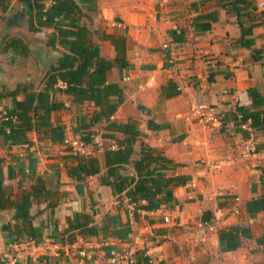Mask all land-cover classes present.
I'll use <instances>...</instances> for the list:
<instances>
[{
  "label": "crops",
  "instance_id": "0c3cea01",
  "mask_svg": "<svg viewBox=\"0 0 264 264\" xmlns=\"http://www.w3.org/2000/svg\"><path fill=\"white\" fill-rule=\"evenodd\" d=\"M259 1L95 0L92 7L76 0L80 22L92 31L102 57L113 60L116 52L101 34L125 37L127 66L114 65L105 74L107 82L119 84L123 101L109 120L88 128L93 143L77 151L96 159L99 171L90 175L73 173L76 149L64 139L80 140L87 129L81 126L95 109L91 101L49 91V100L62 107L47 114L37 109L41 122L14 141L0 131L3 194L22 205L25 193L36 192L28 193L26 220L20 218L22 207L0 209V264H116L113 253L125 251L134 254L132 264H264V124L256 128L250 119L240 120V110L264 108ZM21 6L19 0H0V34L6 15ZM51 30L30 31L27 13L24 26L12 28L3 41L0 129H9L1 114L15 100L33 96L35 103L44 76L57 65L41 76L34 53L43 46L59 60L61 47L47 45ZM11 38L22 40L27 53L6 46ZM250 90L263 102L254 104ZM128 120L136 122L139 135L130 162L120 164L122 176H136L132 162L142 144L169 160L173 168L165 175L190 176L172 188V201L156 209L135 212L123 192L119 202L102 182L106 148H122L127 136L108 123ZM215 218V230L197 232L199 223ZM76 249L85 254L77 256Z\"/></svg>",
  "mask_w": 264,
  "mask_h": 264
},
{
  "label": "trees",
  "instance_id": "16d2710c",
  "mask_svg": "<svg viewBox=\"0 0 264 264\" xmlns=\"http://www.w3.org/2000/svg\"><path fill=\"white\" fill-rule=\"evenodd\" d=\"M19 1L27 9L28 29L35 32L42 27H51L52 30L48 34L47 45L56 49L61 47L62 55L57 65L44 76V87L37 93L35 103L33 96H28L23 101L15 100L13 108L6 109L1 114L2 125L8 126L9 129L7 131L1 128L0 131L7 133L10 136V141H14L13 136L20 134L21 137L26 131L41 122V116L38 114L37 109H42L44 114H47L53 109L62 107L61 102L50 101L48 98L49 91L60 90L72 95V98L77 102L84 100L93 102L95 109L90 120L81 126V128L87 129L80 132V140L83 144L93 143L92 131L88 128L100 119L109 120L118 105L123 101L121 87L117 82H107L105 74L114 65L122 68L128 64L124 55V35L101 34L102 37L110 40L116 52L113 60H108L100 55L99 47L92 42V31L80 22L83 12L76 0H52L47 4H45V0ZM80 2H89L92 7L95 4V0H80ZM244 33L245 31L242 30V38ZM5 45L17 48L19 54L27 53L26 44L18 38L7 40ZM59 82L63 86H59ZM249 93L254 104L263 102L256 92L250 90ZM29 112H32V116L28 115ZM240 113V120L250 119L251 124L256 128L264 124V108L260 111L240 110ZM13 118L16 119V122L12 121ZM148 125L151 126L150 120ZM108 127H114L127 135L122 148H106L104 152L107 169L102 177V182L112 186L119 202H121L120 194L123 192L129 203L134 205V211L136 212L139 209H156L162 204L172 201V188L186 184L190 176L179 173L165 175L164 171L172 169L173 166L157 149L146 144L141 145L139 158L134 159L132 162L136 176H122L120 174V164L130 162L133 143L139 135V131L136 122L129 120L123 123H108ZM74 152L77 163L72 166V170L77 177L99 171V166L94 157L90 155L84 157L79 152ZM28 193L36 195L35 190ZM28 193H25L23 203L20 205L8 195L3 194V188L0 185V209L14 207L17 210L22 207L20 218L25 219L27 217V207L30 205ZM17 216L19 215L16 214V218H18ZM230 238H233V236L230 235ZM233 241L229 242L228 247L233 248L239 244L238 240Z\"/></svg>",
  "mask_w": 264,
  "mask_h": 264
},
{
  "label": "water",
  "instance_id": "95a60500",
  "mask_svg": "<svg viewBox=\"0 0 264 264\" xmlns=\"http://www.w3.org/2000/svg\"><path fill=\"white\" fill-rule=\"evenodd\" d=\"M27 22V13L25 6H21L14 13L7 14L2 23V32L0 34V48L3 41L8 36L9 31L12 28H21ZM34 53L39 61L41 76L52 67L53 64L58 62V56L53 54L49 49H45L43 46H36ZM2 218H0V222Z\"/></svg>",
  "mask_w": 264,
  "mask_h": 264
},
{
  "label": "built area",
  "instance_id": "2783aa9c",
  "mask_svg": "<svg viewBox=\"0 0 264 264\" xmlns=\"http://www.w3.org/2000/svg\"><path fill=\"white\" fill-rule=\"evenodd\" d=\"M47 3L52 2V0H46ZM258 7L264 9V0H260L258 2ZM202 115V117H205V120L207 121H213L214 116H211L208 113H200V116ZM65 143H69L71 146H73V148L76 149V151L80 150L81 147L83 146V143L81 142V140L79 139H75V138H65L64 139ZM249 150L250 151H254L255 148L252 144H250L249 146ZM133 205V204H132ZM128 206H131V204H129ZM219 218H215L213 220L210 221H204L202 223H199V225L197 226V232H199V234H203V232L206 231H212L215 230L216 228V224L219 221ZM165 220H167V218H165ZM77 256L82 257L85 252L82 249H76ZM112 262L116 263V264H120L121 262L125 261L126 263H130L132 264L135 261V256L133 253L131 252H114L112 257H111ZM78 264L81 263L80 259L77 261Z\"/></svg>",
  "mask_w": 264,
  "mask_h": 264
}]
</instances>
